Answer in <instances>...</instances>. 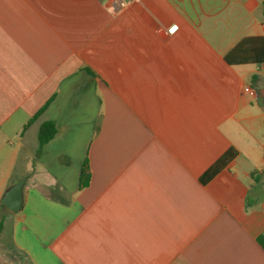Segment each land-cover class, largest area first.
<instances>
[{
	"label": "crops",
	"instance_id": "0c3cea01",
	"mask_svg": "<svg viewBox=\"0 0 264 264\" xmlns=\"http://www.w3.org/2000/svg\"><path fill=\"white\" fill-rule=\"evenodd\" d=\"M261 235L264 0H0V264H264Z\"/></svg>",
	"mask_w": 264,
	"mask_h": 264
},
{
	"label": "trees",
	"instance_id": "16d2710c",
	"mask_svg": "<svg viewBox=\"0 0 264 264\" xmlns=\"http://www.w3.org/2000/svg\"><path fill=\"white\" fill-rule=\"evenodd\" d=\"M42 110V109H41ZM37 115H35L34 117H36ZM33 117V118H34ZM57 133V126L53 121H48L45 122L41 128H40V132H39V141H40V146H42L43 144H45L46 142H48L49 140H51L55 134ZM230 154V152H228ZM227 153V154H228ZM226 155H224L223 157H221L203 176V180H207L210 179L213 175H215L220 168L223 166L224 164V159ZM85 168V167H84ZM86 170V169H85ZM86 173L84 172L83 175H85ZM84 181V180H83ZM259 242L262 244V246L264 247V235H261L259 237Z\"/></svg>",
	"mask_w": 264,
	"mask_h": 264
},
{
	"label": "water",
	"instance_id": "95a60500",
	"mask_svg": "<svg viewBox=\"0 0 264 264\" xmlns=\"http://www.w3.org/2000/svg\"><path fill=\"white\" fill-rule=\"evenodd\" d=\"M25 182V177L19 180L5 192L1 199L2 205L14 213L19 212L23 207V187Z\"/></svg>",
	"mask_w": 264,
	"mask_h": 264
},
{
	"label": "built area",
	"instance_id": "2783aa9c",
	"mask_svg": "<svg viewBox=\"0 0 264 264\" xmlns=\"http://www.w3.org/2000/svg\"><path fill=\"white\" fill-rule=\"evenodd\" d=\"M176 29H177V27L174 26V27H172V28L169 29V32L173 33ZM252 93H253V92H252Z\"/></svg>",
	"mask_w": 264,
	"mask_h": 264
}]
</instances>
